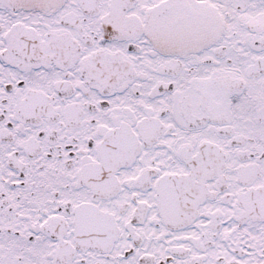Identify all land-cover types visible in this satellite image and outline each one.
Instances as JSON below:
<instances>
[{
	"label": "snow or ice",
	"instance_id": "1",
	"mask_svg": "<svg viewBox=\"0 0 264 264\" xmlns=\"http://www.w3.org/2000/svg\"><path fill=\"white\" fill-rule=\"evenodd\" d=\"M0 264H264V0H0Z\"/></svg>",
	"mask_w": 264,
	"mask_h": 264
}]
</instances>
